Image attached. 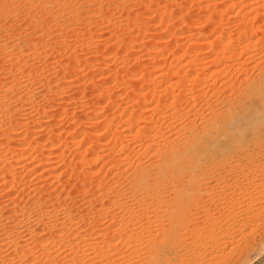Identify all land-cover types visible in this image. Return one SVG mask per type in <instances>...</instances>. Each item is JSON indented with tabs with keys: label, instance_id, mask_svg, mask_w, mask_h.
Returning a JSON list of instances; mask_svg holds the SVG:
<instances>
[{
	"label": "rangeland",
	"instance_id": "374dc122",
	"mask_svg": "<svg viewBox=\"0 0 264 264\" xmlns=\"http://www.w3.org/2000/svg\"><path fill=\"white\" fill-rule=\"evenodd\" d=\"M181 263L264 264V0H0V264Z\"/></svg>",
	"mask_w": 264,
	"mask_h": 264
},
{
	"label": "bare ground",
	"instance_id": "6f19581e",
	"mask_svg": "<svg viewBox=\"0 0 264 264\" xmlns=\"http://www.w3.org/2000/svg\"><path fill=\"white\" fill-rule=\"evenodd\" d=\"M236 203H237V202H236ZM240 204H241L240 201H238L237 206L240 207V206H241ZM218 205H220V204H218ZM226 205L230 208V210H231V208L233 209V205H230V204H228V203H227ZM255 205H256V204H255ZM247 206H248V205L246 204L243 210H247L248 207H249V206H248V207H247ZM226 208H227V207H226ZM249 208H250V207H249ZM255 208H256V207H255ZM255 208H253V209L255 210ZM240 209H241V207H240ZM240 209H238V210H240ZM251 209H252V208H251ZM258 209H260V208H258ZM206 210H207V209H206ZM234 210H235V209H234ZM241 210H242V209H241ZM228 211H229V210H228ZM228 211H227V212H228ZM247 211H248V210H247ZM247 211H245V212H247ZM256 211H257V209H256ZM238 212H242V211H238ZM222 213H223V212H222ZM231 213H232V214H230V213L219 214L218 218L216 217V219H218L217 222H216V225L214 224L215 226L213 225V226L211 227L212 229L209 227V229H211V231H213V232H214L216 229L219 230L220 228H223V229H220V232H219V233H216V231L214 232V235H216V236H214L213 234H211V235H213V236H209V237H211V238H213V239H209L208 241L211 240L210 242H212V241L215 242V243H216V246H217V245L220 246L221 243H222V245H223V243H224L223 241H220V237H219V235H220L221 237H230V238H233L234 233L238 231L237 229H236L237 231H235V228H236L237 223H238L237 220L235 219V218H236L235 211H234V212H231ZM208 214H209V213H208ZM257 214H258V213H257ZM257 216H258V215H257ZM209 217H211V216H209ZM211 218H212V217H211ZM244 219H245V218H244ZM246 220H247V219H246ZM208 221H209V220H208ZM212 221H213V220H212ZM243 221H244V220H243ZM248 221H249V220H248ZM214 222H215V221H213V223H214ZM210 223H211V221H210ZM239 223H241V221H240ZM239 223H238V224H239ZM242 223H243V222H242ZM243 224H244V223H243ZM261 224H262V223H261ZM241 225H242V224H241ZM241 225H240V226H241ZM246 225H247V224H246ZM246 225H245V226H246ZM243 226H244V225H243ZM207 227H208V226H207ZM237 227H238V226H237ZM242 228H244V227H242ZM209 229H208V230H209ZM239 229H240V228H239ZM208 230H207V231H208ZM209 232H210V231H209ZM215 233H216V234H215ZM197 234H199V233H197ZM197 234H196V236L198 237ZM204 234H205V233H204ZM207 234H208V233H206V235H207ZM201 235H202V234H201ZM206 235H205V236H206ZM203 236H204V235H203ZM203 236H202V237H203ZM200 237H201V236H200ZM202 237H201V238H202ZM201 238H200V239H201ZM200 239H199V240H200ZM205 239H206V238H205ZM228 240H229V239H228ZM228 240H227V243L230 242V241L228 242ZM201 241H202V240H201ZM204 241H205V240H204ZM208 241H207V242H208ZM190 242H191V240H190ZM196 242H197V240H196ZM207 242H205V243L207 244ZM213 242H212V243H213ZM230 243H231V242H230ZM199 244H200V243H199ZM219 244H220V245H219ZM205 246H206V245H205ZM205 246H204V247H205ZM218 246H217V247H218ZM224 247H225V246H224ZM189 254H190V253H189ZM189 254H188V255H189ZM204 254H206V253H204ZM183 255H184V254H183ZM190 255H191V254H190ZM194 256H195V255H194ZM197 256H198V255H197ZM203 256H204V255H203ZM195 257H196V256H195ZM184 258H185V255L183 256V258L181 257L180 259L185 260ZM188 258H189V257H188ZM211 258H212V257H211ZM192 259H194V257H192L190 260H192ZM195 259H196V258H195ZM204 259H205V258H204ZM204 259H203V260H204ZM208 259H209V258H208ZM203 260H202V262L204 263ZM205 260H206V259H205ZM178 261H179V260H178ZM181 261H182V260H181ZM185 261H186V260H185ZM186 262H188V260H187ZM192 262H193V261H192ZM192 262H191V263H192ZM196 262H197V261H196ZM202 262H201V263H202ZM205 262L207 263V261H205ZM184 263H185V262H184ZM184 263H183V264H184ZM198 263H199V262H198ZM201 263H200V264H201ZM181 264H182V263H181ZM186 264H187V263H186ZM194 264H195V263H194ZM196 264H197V263H196Z\"/></svg>",
	"mask_w": 264,
	"mask_h": 264
}]
</instances>
